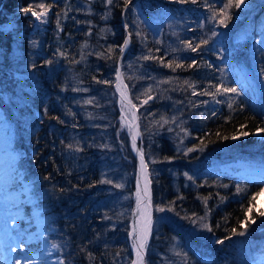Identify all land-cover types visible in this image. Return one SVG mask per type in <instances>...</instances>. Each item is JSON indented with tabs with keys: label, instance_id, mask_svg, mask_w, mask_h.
Listing matches in <instances>:
<instances>
[{
	"label": "trees",
	"instance_id": "obj_1",
	"mask_svg": "<svg viewBox=\"0 0 264 264\" xmlns=\"http://www.w3.org/2000/svg\"><path fill=\"white\" fill-rule=\"evenodd\" d=\"M226 3L0 0V105L13 125L18 166L44 209L62 264L134 261L135 198L123 203L113 179V170L138 165L116 93L128 36L122 73L139 109L155 221L147 264H257L264 175L243 178L217 163L264 160V133L253 134L264 128L263 97L256 99L238 75L245 67L264 81V49L255 64L248 61L252 40L264 34V0L232 8L227 28L219 24ZM40 4L50 10L34 31V17L21 9L40 12ZM223 87L240 94L217 92ZM250 203L256 223L248 222L245 236L233 235V228L243 230L238 221Z\"/></svg>",
	"mask_w": 264,
	"mask_h": 264
},
{
	"label": "rangeland",
	"instance_id": "obj_2",
	"mask_svg": "<svg viewBox=\"0 0 264 264\" xmlns=\"http://www.w3.org/2000/svg\"><path fill=\"white\" fill-rule=\"evenodd\" d=\"M255 0H246L245 6H242V9H248ZM42 12V11H40ZM49 13V12H48ZM47 16L44 18L47 20ZM30 14V13H29ZM31 15V14H30ZM22 15L21 17H23ZM34 17V16H33ZM35 24L33 26L34 31H37L42 27V23L37 20L35 17ZM6 27L5 29H8ZM252 45L250 46L251 52L248 55V61H251L253 64L256 63L257 55H259L260 51L264 49V34L258 35L255 39L252 40ZM255 71L257 70V66H254ZM239 78L242 80V83L248 87L252 88L253 95L256 99L263 97L262 103L264 104V81L263 78L260 77L258 80H254L252 75L247 72L245 67L241 68L238 72ZM19 76V75H17ZM127 89V87H126ZM128 91V90H127ZM118 95H117V104L119 109V120L120 122L127 128L129 131L128 124L134 123L135 114L133 110L129 107V105L123 106L120 109L118 103ZM261 101V100H260ZM0 120L3 123V132L0 133V156H6V161L3 159L1 161L0 166V193L2 198H6V196H14L17 202H20L27 207L30 208L29 213L32 214L34 220L33 223H41L42 227H37V231L31 232V235L26 236V240L33 239L35 243H38L39 247L49 248L52 251L50 257H48L44 264H62V259L59 254V250L56 244L51 242L50 239V231L48 227V223L46 222V217L44 214V209H42L41 203L38 201L36 196L32 191L31 182L25 179L24 173L20 170L18 166V154L15 151V142H14V129L10 120L6 116V112L4 108L0 105ZM5 132V133H4ZM132 133V132H131ZM260 137L261 135H256ZM132 144V138H131ZM124 161V160H123ZM129 161V159H128ZM127 161V162H128ZM119 164L113 166V169L119 168ZM138 166V165H137ZM217 167L222 168L224 170H228L230 172H235L239 174L243 178L247 177H258V175H264V160L255 159L251 157L246 158H238L234 161H218ZM135 173V188L137 184V173L138 169L135 171H131L130 169L125 168L124 170H113V179H115L114 184L120 185L117 189L120 191L121 200L131 202L132 196L135 198V188L131 194L130 191V183L132 182V177L134 178ZM150 175V173H149ZM254 177V178H255ZM124 203V202H123ZM257 209L261 212L264 211V193L260 195L257 201ZM13 210V208L11 209ZM25 209L16 214V221L18 222L19 217L24 216ZM26 218L27 215H26ZM155 223V221H154ZM153 223V225H154ZM29 225V224H27ZM253 261L257 264H264V242L262 246L256 251L255 256L253 257ZM53 262V263H52Z\"/></svg>",
	"mask_w": 264,
	"mask_h": 264
},
{
	"label": "snow or ice",
	"instance_id": "obj_3",
	"mask_svg": "<svg viewBox=\"0 0 264 264\" xmlns=\"http://www.w3.org/2000/svg\"><path fill=\"white\" fill-rule=\"evenodd\" d=\"M174 2H186V0H174ZM193 3L196 2V0H192ZM113 3V0H107V4L111 5ZM131 3V0H125V5H128ZM246 4V0H228V3L223 5L222 10L219 13V24L223 25L225 28L228 27L229 22L232 20V15L230 13V10L232 8L235 9H240L242 6H245ZM40 9H43L42 12H37L36 10L32 9V8H23L21 9V11L25 14L28 15L29 13L31 14V16H34L37 20L41 21V22H45V17L47 16L48 11L50 10L49 6H46L44 4H40L38 6ZM206 43V41H205ZM128 46V42L126 41L124 44V48H126ZM188 48L192 51V52H196L197 48L194 47L191 43H189ZM121 51H123V48H121ZM60 55H64L63 53H60ZM152 57H145V59H151ZM162 62V61H161ZM46 63L51 64L52 61H47ZM166 67H172L171 64L165 65ZM195 64L190 65V67H194ZM176 67H182V65H176ZM209 67H211V65H209ZM120 79V75L118 74L117 76V80ZM98 83H100L101 81H97ZM104 83H107V81H103ZM117 90H120V85L117 84ZM149 91H151L149 89ZM217 92H222V94L224 95H228L230 93L235 94V95H239L240 93L238 92V90L236 88H230V87H223L221 88H217ZM204 95H208L207 92L204 93ZM149 99H151V97H149ZM125 100L128 101V105H130L132 108L135 107V105H132V102L130 99L127 98L126 93L121 91V105H124ZM219 102V101H217ZM89 103H91V101H89ZM144 103H147V100L144 101ZM229 107H231V105H229ZM123 110V107H122ZM129 127V131L133 132L134 128H137L138 126L132 123L128 124ZM241 127H244L243 125ZM262 133H264V128H257L256 132L253 133L254 135H261ZM249 133L244 132L241 133V135L243 136H247ZM225 139H228L229 137H224ZM233 140H236L239 138L238 135H233L230 137ZM136 140H137V135L135 132H133L132 134V147L133 149L137 150V153L139 155V159H140V175H141V179L143 181V186H140V183L138 182V190L136 192V215L140 218V220L142 221V223L140 224L139 227L137 226H133L132 229V233L131 235L133 236V248L136 249V260L134 262V264H145L144 261V254L147 248V241L148 238L150 236L151 233V228H152V217H151V212H150V207H151V193H150V188L149 185L151 183L150 179H149V173L147 171V163L145 162V157L144 154L141 150L137 149V144H136ZM79 150V149H77ZM155 162V161H153ZM189 179H192V177H188ZM102 183H111V181H102ZM117 187H120V185H117ZM261 192H264V188L261 189ZM260 195V192L254 194L251 197V201L254 202L257 198V196ZM254 203H250V205L245 209V216L243 220L238 221V225L241 229H243L242 231H237L236 228H233L232 234L233 235H238V236H245L247 234V228L246 225L248 224V222L250 221L252 224L256 223V220L253 219L249 214L252 212V209L254 207ZM159 211H163L164 209H158ZM259 216H261L262 218H264V211H261L258 213ZM207 231L211 232L212 228L208 225V224H204L203 226ZM227 239L231 240L232 237L229 236L227 237ZM218 244L223 245L225 243L224 239H220L216 241Z\"/></svg>",
	"mask_w": 264,
	"mask_h": 264
},
{
	"label": "bare ground",
	"instance_id": "obj_4",
	"mask_svg": "<svg viewBox=\"0 0 264 264\" xmlns=\"http://www.w3.org/2000/svg\"><path fill=\"white\" fill-rule=\"evenodd\" d=\"M120 85V90H117L118 103L120 109L128 105V101L125 100L124 105H121V91L126 93L129 99L128 91L122 80L118 82ZM3 123L0 120V133L3 132ZM5 133V132H4ZM7 159L6 156H0V166L2 160ZM150 179V178H149ZM138 182L140 186H143V181L140 175V161L138 168L137 184L135 189V219L133 226L139 227L142 221L136 215V192L138 190ZM150 188V185H149ZM152 195V191L150 190ZM152 202V201H151ZM13 208V210H11ZM25 209L24 216L19 217L18 222L16 221V214ZM30 208L26 205L17 202L14 196H6V198L1 197L0 193V264H44L46 259L50 257L52 251L49 248H41L38 243L33 241V239L26 240L27 235H31V232L37 231V227H42L41 223H33V216L29 213ZM151 217L153 220V211L150 207ZM26 215L28 218H26ZM29 224V225H27ZM130 232V244L133 251L134 261L136 260V249L133 248V236ZM150 237V236H149ZM149 244V238L147 245ZM53 263V262H52Z\"/></svg>",
	"mask_w": 264,
	"mask_h": 264
},
{
	"label": "water",
	"instance_id": "obj_5",
	"mask_svg": "<svg viewBox=\"0 0 264 264\" xmlns=\"http://www.w3.org/2000/svg\"><path fill=\"white\" fill-rule=\"evenodd\" d=\"M135 1H136V0H133L131 3H134ZM129 40H130V37L128 36L127 39H126V41L129 42ZM123 46H124V45H123ZM126 51H127V47H126V48L123 47V54H122V56H121V58H120V61H119V70H118V74L120 75V79L117 80V84H118V82H119L120 80H122L123 83L125 84V86H126V83H125V79H124V76H123V73H122V65H123L124 56H125ZM116 86H117V85H116ZM128 95H129V99H130L131 102H132V105H135V104L133 103V101H132L131 96H130L129 93H128ZM129 107L133 110V112H134V114H135V119H134V123H133V124L137 125L138 127H137V128H134V129H133V132H135L136 135H137V140H136L137 149L141 150V149H140V146H139V138H140L139 109H138V107H136V105H135L134 108H132L130 105H129ZM133 132H132V134H133ZM132 150H133V153H134V155H135V157H136V160H137V163H138V168H139V161H140V159H139V155H138V153H137V150L133 149V147H132ZM145 162H146V160H145ZM146 163H147V162H146ZM147 171H148V173H149L148 167H147ZM137 177H138V173H137ZM149 178H150V175H149ZM150 190H151V183H150ZM151 209H152V211H153V205H152V202H151ZM134 219H135V211H134V209H133V211H132V218H131V229H132V225H133V223H134ZM152 227H153V220H152ZM151 233H152V228H151ZM151 233H150V237H149V243H150V240H151ZM148 245H149V244H148ZM148 245H147V248H146V251H145V254H144V261H145V264H147V249H148Z\"/></svg>",
	"mask_w": 264,
	"mask_h": 264
}]
</instances>
